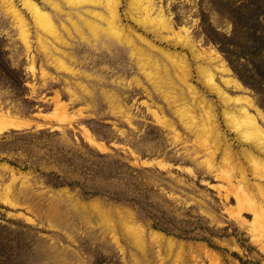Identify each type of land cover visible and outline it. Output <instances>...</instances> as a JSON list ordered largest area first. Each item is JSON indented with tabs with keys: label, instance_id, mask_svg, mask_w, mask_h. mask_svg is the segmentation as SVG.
<instances>
[{
	"label": "rangeland",
	"instance_id": "rangeland-1",
	"mask_svg": "<svg viewBox=\"0 0 264 264\" xmlns=\"http://www.w3.org/2000/svg\"><path fill=\"white\" fill-rule=\"evenodd\" d=\"M32 1L58 38L25 0H0V264H264V229L236 200L241 176L258 195L264 161L201 72L239 97L207 62L220 56L264 115V40L248 10L260 3L264 20V0H150L164 30L117 0L128 43L93 37L103 6Z\"/></svg>",
	"mask_w": 264,
	"mask_h": 264
},
{
	"label": "bare ground",
	"instance_id": "bare-ground-1",
	"mask_svg": "<svg viewBox=\"0 0 264 264\" xmlns=\"http://www.w3.org/2000/svg\"><path fill=\"white\" fill-rule=\"evenodd\" d=\"M67 3L73 7L82 5L84 3H93L96 5L103 6L104 9H106L107 13L110 15V17L105 18L106 26L103 28H100V27H98V25L92 24V23H89L91 25H89V24L87 25L88 28L90 29L91 33H93V37L96 38L98 36V32H101L108 39H116L117 41H124V42L128 43L126 37L125 36L123 37V33L121 32V29H120L119 24L117 22V20H118L117 7H118V3H119V2H117V0H67ZM133 3L135 4L134 8L137 10L139 15L141 16L140 18H141L142 22H144L145 24L156 22L157 24H159V27H161L162 30L166 29V26H169V25H167L166 21H164V19L161 17L162 13L157 14L155 16H152V14H151L152 6L150 3V0H133ZM50 4L54 9H56L58 11L60 10V6L57 3L50 2ZM24 5L27 8V10L31 13L32 17L35 19L36 26H38L44 33L50 34L53 37L58 38L56 27L54 25V22H53L51 16L48 14V12L43 10L40 6H38L32 0H25ZM13 9H14L15 15L17 16V17L15 16V17L17 18V20L20 21L21 26L23 27V31H21V32L24 33L25 38H27V29H25V27H26L25 19L22 17L21 13L14 6H13ZM92 14H93V12H92ZM95 16L101 17L100 13H96ZM174 57H175L174 60H176L178 63V67H181L180 77L183 78L185 75H187V72L185 69V67H186L185 61L183 59H181L180 57H178L177 55H174ZM207 62H208V64L213 65V67L217 71H219V73L224 75L222 77V81L225 83V85H231L235 90L242 92L241 94L244 93V88L232 78L230 70L228 69L225 61L222 60L220 56L216 55L214 57V55H213V58L208 60ZM172 63L175 65L174 61H172ZM201 67H202L201 72L203 73V76H204V78L208 84L207 87L210 90H214L215 92H217L220 99L223 100V102L225 103V105H226L225 116L228 117V120L231 122L232 126L236 129L240 141L242 140L243 142L248 143L249 146H252L256 150V152L259 154L258 156L260 157V159H262L264 161V158L261 157V155L264 156V128L260 125L261 120H264L263 113L259 110L260 111L259 114H253L250 111L252 108L253 102L248 97H246L244 95L240 94L239 97H232V98L229 97L220 88L219 84H217L215 82L214 73L209 68H207L205 66H201ZM186 85L189 87V89H192V86L190 84H188L187 82H186ZM190 93L192 94L193 98H195L197 96L196 95L197 93L194 92V90L192 92L190 91ZM229 102L233 103V106H229V104H228ZM7 114H9L8 111H7ZM1 116H3V115H1ZM8 118H10V117L8 116ZM206 119L210 120V117L206 116ZM19 121H21V120H19ZM228 124H229V122H228ZM0 128H2V126ZM3 131L1 129L0 133ZM253 158H255V156ZM260 163L261 162H259V164ZM259 166H261V164ZM259 168L261 169V167H259ZM4 170L9 171L12 174L14 169H12L9 166H5ZM262 170H263V167H262ZM262 170H261V172H262ZM261 174L263 176H260V177H264V174L260 173V175ZM241 178H242L241 182H244V184H245V186H244L245 190L244 189L240 190L239 194L236 196L237 203L241 204L243 202V204H244V205L242 204L243 208H245V206L247 205L248 207L246 206V208L251 210L254 213V217H255V220H253L255 222L254 224H257L258 226L260 225L261 227L260 226L259 227L264 229V215L262 214V216H260V214H259V212L264 213V208L262 207V206H264V185L263 184H255L254 185L255 186L254 188L258 192V195H256L255 193H253L250 190V187L247 185L245 177L241 176ZM0 194H1L0 195V201H2L1 196H3V195H2V193H0ZM258 199L263 200L262 205L260 204L261 201L258 202ZM157 235L159 236V238H163L162 235H159V234H157Z\"/></svg>",
	"mask_w": 264,
	"mask_h": 264
},
{
	"label": "trees",
	"instance_id": "trees-1",
	"mask_svg": "<svg viewBox=\"0 0 264 264\" xmlns=\"http://www.w3.org/2000/svg\"><path fill=\"white\" fill-rule=\"evenodd\" d=\"M230 6H233L232 9L234 10L235 15L242 14V12L238 11V9L240 8V6H238L237 4L234 5V3H232ZM258 8H260V3L259 4L256 3V7L255 8H248V10H255V11H252L250 13V17L253 18V20H252L253 23L252 24H254V27H255V30L253 29V33L256 34L257 33V30L256 29H258L260 31V33L264 34V20L258 18L259 14H257V19H256V11L258 10ZM260 12H261V15L264 16V7H262V9H260ZM246 13H248V12H246ZM232 16H233V14H232ZM243 16L245 18H248V16L245 15V14ZM237 17H238V19H240L241 16H237ZM237 17L235 19H237ZM244 17L242 19H244ZM249 24H250V22H249ZM249 29H252V26L249 27ZM250 34H251V32H250ZM262 34H259V35L261 36V39L264 40V36ZM257 69H258L257 67L254 68V70H256V72H258ZM152 226L155 227V228H159V229H161V230H163V231H165L167 233H173L174 232L172 229H170L167 226L166 223H165V226H163V224L160 222L159 219H154L153 222H152Z\"/></svg>",
	"mask_w": 264,
	"mask_h": 264
}]
</instances>
